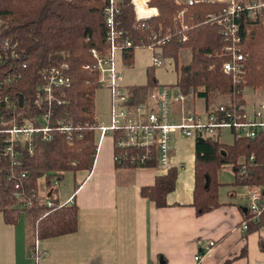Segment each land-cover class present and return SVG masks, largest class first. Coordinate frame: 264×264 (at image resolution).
Returning a JSON list of instances; mask_svg holds the SVG:
<instances>
[{"label":"trees","instance_id":"16d2710c","mask_svg":"<svg viewBox=\"0 0 264 264\" xmlns=\"http://www.w3.org/2000/svg\"><path fill=\"white\" fill-rule=\"evenodd\" d=\"M105 5L103 0H0V113L5 121L9 125L12 121L22 124L33 116L42 123L39 120L49 109L38 110L33 102L38 86L44 82V73L67 64L64 71L72 78L70 87L55 90L56 96L64 102L48 104L53 111L50 117L53 126L62 120L72 124V144L66 134L55 129L49 141L35 137L32 154L26 147L19 146L21 154L18 163H14L4 150L3 141L0 142V214L7 224L26 220L30 248L37 240L74 233L79 228V206L60 204L53 195V204L48 206L38 197L39 180L45 176L49 188L55 175L62 179L66 172L93 168L98 150V131L94 124L97 122L95 96L99 73L85 65L95 61L92 48L103 52L110 46ZM150 5L157 7L159 14L149 20V28L135 26L132 0H124L121 5L120 27L125 35L119 40L129 38L134 42L133 47L124 51V61L133 63L137 46L141 42L152 43L154 32L160 31L161 38L168 33L170 37L163 39L160 48L163 57L175 63L178 80L172 85H177L185 94L193 89L208 102L214 93L229 94L233 109L241 114L240 107L245 104L243 86L264 87V23L259 19L251 20L245 12L234 16V22L241 27L240 45L246 55L245 72L237 79L223 71L230 57L222 54V50L229 42L222 34V26L210 18L211 14L223 12V4L202 2L188 6L183 22L176 20L181 7L175 0H151ZM183 50L191 53L188 63L181 62ZM149 75L147 85L129 86L133 103L148 101L159 86L153 76L154 68L149 69ZM6 96L9 103L5 101ZM228 129L235 137L231 144L222 139H196L193 206L199 215L222 205L219 172L226 165L235 170L233 185L264 184V129L258 131L255 138L237 136L232 128ZM252 154L256 158L250 165L251 174H241L240 162ZM22 173H26V177H22ZM177 175V169L170 168L167 173L158 175L153 185L143 186L141 195L157 207H166L167 197L176 187ZM17 182L22 183L20 198L15 196ZM28 197L33 198L32 204L23 206ZM261 225L249 220L246 233L257 231Z\"/></svg>","mask_w":264,"mask_h":264},{"label":"crops","instance_id":"0c3cea01","mask_svg":"<svg viewBox=\"0 0 264 264\" xmlns=\"http://www.w3.org/2000/svg\"><path fill=\"white\" fill-rule=\"evenodd\" d=\"M119 64L124 76L125 69L133 66ZM247 88L249 86L243 90V97L244 107L249 111ZM197 98L204 100L203 105L197 106ZM216 103V99L208 102L196 94L187 107L205 114ZM180 108L181 104L175 103V111L179 112ZM97 142L93 168L73 172L74 194L62 201L61 190L57 193L60 204L76 203L79 206L78 230L37 240L35 257L30 252L26 220L7 224L0 214V264H194L198 252H203L204 264L264 261V255L255 258L250 254L256 236L247 234L242 228L247 217L248 192L240 197L235 188L229 194L230 201L220 198V207L197 214L193 206L195 139L175 137L171 163L178 175L166 207H157L140 192L143 186L153 185L156 177L164 174L158 166H117L113 137L97 133ZM239 232L247 239L244 245ZM211 241H215L213 246ZM239 255L248 257L235 260Z\"/></svg>","mask_w":264,"mask_h":264},{"label":"built area","instance_id":"2783aa9c","mask_svg":"<svg viewBox=\"0 0 264 264\" xmlns=\"http://www.w3.org/2000/svg\"><path fill=\"white\" fill-rule=\"evenodd\" d=\"M105 2L104 14L106 15L109 41V48L106 51L91 49L94 62L86 64L87 69H96L99 73L98 87L106 88L111 93V115L110 124L105 125L102 121L94 124L101 136L111 135L115 142V164L125 167H147L151 163L156 164L162 172L167 173L173 164L171 155L176 136L197 139L205 138L221 140L222 129L232 128L237 136L255 138L258 131L264 129V104H259L252 111H247L242 105L241 114L236 113L232 104L216 103L211 105L209 111L202 114L196 109H189L187 103L196 95L193 89L185 94L177 85L159 84L157 89L152 92L146 102L133 103L129 92V86L124 82V73L119 62L129 65L124 61V51L126 48L133 47V41L126 38L120 42L119 38L123 35L124 29L121 26L122 7L124 0H103ZM138 0H132L136 5ZM202 2H217L225 7L219 15L211 14L210 18L216 20L223 28L222 34L229 42L222 50V54L230 57L223 65V71L241 79L245 72L246 55L240 45L242 37L241 27L234 22V16L245 12L251 20H260L264 23V0H175L180 6L176 20H184V14L188 6ZM135 9V7H134ZM137 28H149V20L159 14L158 8L146 4L144 12H136ZM119 26V27H118ZM187 28V26H184ZM165 38H161V32L153 33V42L146 45L141 42V46H148L154 51L153 66L161 67L164 60L162 48L163 39L170 35L167 33ZM68 65L61 68H51L44 73V82L38 86L33 104L38 110L49 109L44 112L39 121L36 117H29L22 124L16 121H5L3 114L0 113V142L3 141L4 150L10 155L14 163H18L21 151L19 146H24L28 152H34V139L40 137L43 141L52 139V130L58 129L66 134L69 143H73V126L68 121H60L56 127L51 123L52 110L48 104L57 101L62 104L64 101L59 99L56 89L70 87L72 84L71 76L65 72ZM1 96V94H0ZM7 103L10 102L8 96L5 97ZM175 103L181 104L180 111H175ZM1 105V100H0ZM12 106L10 103L9 107ZM8 124V126H6ZM255 155L252 154L247 159L240 162L241 174H251L250 165L254 164ZM22 173V177H26ZM41 178L43 181L40 182ZM39 180L38 197L45 201L48 206L53 204L51 198L45 199L43 195L49 189L46 184L45 176ZM60 177L55 175L52 178V185L58 186ZM21 180V179H20ZM250 190L246 195V207L249 217L242 222V228L248 232L249 220L254 224H262L257 230L264 228V184L247 185ZM15 196L21 197L22 183L15 185ZM32 197H28L23 206L32 204ZM250 218V219H249ZM249 219V220H248ZM215 241H211L213 246ZM33 256L37 257V242L30 248ZM194 264H204L203 252H198L194 256ZM253 264H264L258 261Z\"/></svg>","mask_w":264,"mask_h":264},{"label":"rangeland","instance_id":"374dc122","mask_svg":"<svg viewBox=\"0 0 264 264\" xmlns=\"http://www.w3.org/2000/svg\"><path fill=\"white\" fill-rule=\"evenodd\" d=\"M151 0H138L137 4L134 5L135 11L139 12L138 6L143 4L146 8V4L150 5ZM141 2V4H140ZM139 3V5H138ZM142 5V6H143ZM157 8V7H156ZM136 14V13H135ZM148 45V44H146ZM153 57L154 51L148 46H141L137 47L134 52V62L128 63L129 66L125 69V76L124 82L130 85H147L150 82V75L149 69L153 66ZM191 60V53L188 50H183L181 54V62L188 63ZM159 82V84L163 85H172L176 84L178 80V75L175 67V63L172 59L167 58L164 60V63L161 67H154V75H153ZM246 86L249 88L246 89V99L248 103V110L251 111L253 109L254 104L258 102L259 104H264V87H254L252 85L245 84L242 88L243 90ZM252 89H260L263 91L256 92ZM213 99H216L218 103H228L232 104V96L229 94L224 93H214L212 95ZM211 98V99H212ZM245 100V99H244ZM204 100L198 99L196 100L197 106L203 105ZM246 103V101H245ZM111 93L106 88H99L96 91L95 96V110L96 115L99 121H102L103 124L109 125L110 124V115H111ZM246 105V104H245ZM100 137V135H99ZM234 135L232 131L228 128L222 129V141L224 143L231 144L234 142ZM236 179L235 172H233V167L231 165H227L219 172V181L221 182V186L219 189L220 198L223 201H230L231 191L235 188L239 193V196H244L248 191L249 187L247 185H233L231 182H234ZM43 181L41 178L40 182ZM76 182L74 180V173L72 171L66 172L64 177L60 179V184L58 186L52 185L47 190V193L43 195L45 199L51 198V195L57 198V193L61 190V199L62 201L69 197L70 195L74 194ZM240 187V188H239ZM251 234H255L256 239H254L252 253H250L255 258L264 255V228L259 231L251 232ZM239 235L243 238L244 242L243 245L247 242L246 237H243L242 234L239 232ZM259 242L263 243V246L259 244ZM240 254V253H239ZM249 254V255H250ZM248 256H238L235 260L239 259H247Z\"/></svg>","mask_w":264,"mask_h":264},{"label":"bare ground","instance_id":"6f19581e","mask_svg":"<svg viewBox=\"0 0 264 264\" xmlns=\"http://www.w3.org/2000/svg\"><path fill=\"white\" fill-rule=\"evenodd\" d=\"M140 4H141V2H140ZM138 5H139V3H138ZM141 5H143V4H141ZM141 5H139L138 8H139L140 12L142 13V12H144V10H145V9H144L145 6L143 5V7H144V8H143Z\"/></svg>","mask_w":264,"mask_h":264}]
</instances>
